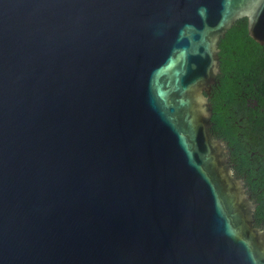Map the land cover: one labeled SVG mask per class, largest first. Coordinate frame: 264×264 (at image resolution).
<instances>
[{
  "label": "water",
  "instance_id": "water-1",
  "mask_svg": "<svg viewBox=\"0 0 264 264\" xmlns=\"http://www.w3.org/2000/svg\"><path fill=\"white\" fill-rule=\"evenodd\" d=\"M264 0H0V264H264L211 133L218 43Z\"/></svg>",
  "mask_w": 264,
  "mask_h": 264
},
{
  "label": "trees",
  "instance_id": "trees-1",
  "mask_svg": "<svg viewBox=\"0 0 264 264\" xmlns=\"http://www.w3.org/2000/svg\"><path fill=\"white\" fill-rule=\"evenodd\" d=\"M219 74L211 87V133L227 143L235 174L256 203L254 225L264 229V44L237 20L218 43Z\"/></svg>",
  "mask_w": 264,
  "mask_h": 264
},
{
  "label": "flooded vegetation",
  "instance_id": "flooded-vegetation-1",
  "mask_svg": "<svg viewBox=\"0 0 264 264\" xmlns=\"http://www.w3.org/2000/svg\"><path fill=\"white\" fill-rule=\"evenodd\" d=\"M244 181H245V179L244 178H242ZM245 186H246V183H245Z\"/></svg>",
  "mask_w": 264,
  "mask_h": 264
}]
</instances>
